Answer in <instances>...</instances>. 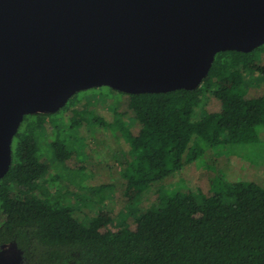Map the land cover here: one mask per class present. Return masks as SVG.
Segmentation results:
<instances>
[{"label": "trees", "instance_id": "16d2710c", "mask_svg": "<svg viewBox=\"0 0 264 264\" xmlns=\"http://www.w3.org/2000/svg\"><path fill=\"white\" fill-rule=\"evenodd\" d=\"M257 54L264 60V43L247 53H216L194 90L123 93L140 126L135 134L121 131L131 163L119 199L132 211V206L142 208L131 216L133 224L127 222L130 215L121 224L110 217L85 224L71 207L43 196L40 181L50 166L41 161L37 133L45 132L51 113L25 115L12 139L10 169L0 179V245L15 244L23 264H264V195L252 182L218 181L216 194L200 193V203L191 189L172 194L159 189L147 207L132 205L130 197L220 144L255 143L258 134L264 136V93L250 94L248 85L264 80V64L254 65ZM224 74L230 85L220 84ZM206 94L218 101L219 113L200 112ZM77 124L72 120L70 127ZM114 125L123 124L115 119ZM51 146L55 158L65 160L64 143Z\"/></svg>", "mask_w": 264, "mask_h": 264}, {"label": "water", "instance_id": "95a60500", "mask_svg": "<svg viewBox=\"0 0 264 264\" xmlns=\"http://www.w3.org/2000/svg\"><path fill=\"white\" fill-rule=\"evenodd\" d=\"M264 43V0H0V179L35 107L75 93L194 90L216 53Z\"/></svg>", "mask_w": 264, "mask_h": 264}, {"label": "rangeland", "instance_id": "374dc122", "mask_svg": "<svg viewBox=\"0 0 264 264\" xmlns=\"http://www.w3.org/2000/svg\"><path fill=\"white\" fill-rule=\"evenodd\" d=\"M253 61L255 66L264 64L263 55H255ZM246 68V72L250 73L248 62ZM254 79L251 80L255 82ZM219 81L220 84L230 85L231 78L224 74L219 76ZM256 81H248L249 93L261 95L264 93V80ZM127 103L128 96L119 91L107 86L93 87L77 92L66 107L47 114L45 132L37 133L41 161L50 166L40 181L44 197L49 195L53 203L71 207L85 224L93 218L105 221L109 217L121 224L127 216H135L142 211L137 205L149 206L160 196V191L172 194L191 189L200 203V193L207 196L216 194L218 181L241 180L252 182L264 195V136L258 134L259 140L255 143L220 144L207 150L195 162L154 184L157 187L153 185L144 194H132V205L137 206H132V211L128 203L119 199L130 177L128 169L131 163L121 131L135 134L140 127ZM120 112L124 114L119 115ZM200 112L219 113L218 101L211 94H206ZM115 119L123 125H114ZM72 120L78 124L71 128ZM57 140L64 143V151L68 152L65 160H57L51 149L52 143ZM108 184H112L113 188L97 191ZM133 219L131 217L127 222L133 224ZM19 259V252L14 246L0 249V264H13Z\"/></svg>", "mask_w": 264, "mask_h": 264}, {"label": "flooded vegetation", "instance_id": "af4514ba", "mask_svg": "<svg viewBox=\"0 0 264 264\" xmlns=\"http://www.w3.org/2000/svg\"><path fill=\"white\" fill-rule=\"evenodd\" d=\"M7 246H14V247L18 250V252H19L20 259H19L18 262L15 261L13 264H23V261H22V252H21V250H20L15 244H13V243L1 244V245H0V249H1L2 247H7Z\"/></svg>", "mask_w": 264, "mask_h": 264}, {"label": "bare ground", "instance_id": "6f19581e", "mask_svg": "<svg viewBox=\"0 0 264 264\" xmlns=\"http://www.w3.org/2000/svg\"><path fill=\"white\" fill-rule=\"evenodd\" d=\"M33 112H45V110L41 109V108H38V107H35V109L33 110Z\"/></svg>", "mask_w": 264, "mask_h": 264}]
</instances>
